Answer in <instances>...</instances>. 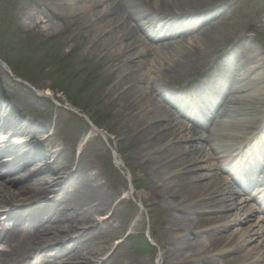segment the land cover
I'll use <instances>...</instances> for the list:
<instances>
[{
    "label": "bare ground",
    "instance_id": "1",
    "mask_svg": "<svg viewBox=\"0 0 264 264\" xmlns=\"http://www.w3.org/2000/svg\"><path fill=\"white\" fill-rule=\"evenodd\" d=\"M19 2L26 8L27 26L57 28L59 20L69 31L64 43L77 38L83 47L88 43L77 61H90L98 53L99 75L110 82L105 97L119 109L126 133H135L134 150L144 153L139 165L151 167L144 174L148 193L138 198L158 216L155 224L169 225L170 237H161L163 255L177 254V263L264 264V218L257 214L264 190L252 193L264 186V45L257 53L249 46L246 53L234 51L246 46L249 32L264 22V0L256 5L251 0ZM226 9L239 18L250 16V25L230 22ZM222 23L233 32L224 39ZM222 39L223 45L214 49ZM212 51L219 70L209 63ZM198 61L206 81L176 93L166 89L172 74ZM2 101L0 86V158L5 156L0 159V244L6 247L0 250V264H27L34 253L48 248L58 250L56 257L65 256L59 264H142L124 263L125 237L112 224L124 201L100 182L99 166L86 163L83 156L75 167L70 159L53 167L61 157L60 146H49L47 153L41 148L55 133L32 118L23 120L27 118L17 113L18 107L14 116ZM256 133L254 147L260 144V151L251 156L249 136ZM31 143L33 149L23 153L21 145ZM226 152L236 158L224 159ZM209 159L230 180L215 176L204 182L209 174L198 170L211 166L198 164ZM116 163L124 168L121 159ZM233 186L244 192L240 202ZM158 199L173 204L163 210ZM237 208L242 214L232 219ZM141 225L139 220L136 227ZM232 226L241 227L235 242V230L222 235ZM94 245L102 251L91 259L86 253ZM240 250L246 251L235 254Z\"/></svg>",
    "mask_w": 264,
    "mask_h": 264
},
{
    "label": "rangeland",
    "instance_id": "2",
    "mask_svg": "<svg viewBox=\"0 0 264 264\" xmlns=\"http://www.w3.org/2000/svg\"><path fill=\"white\" fill-rule=\"evenodd\" d=\"M257 1L251 0V3L256 5ZM23 5L19 0H0V86L4 105H7L8 109L12 108L10 113L14 116V108H20L17 113H22V117L27 118L23 120L32 118L35 123L46 124L50 128H48L49 133H55V136L47 143L50 148L59 145L62 154L56 164L51 163L53 167L69 159L73 161L75 167L79 164V158L83 159V156L86 163L99 166L103 175L100 177V182L106 185L108 191L117 195V200L124 201L119 206L115 221L112 223L115 227L121 228V234L125 237L122 244L123 253L126 256L124 263L140 260L142 264H198L193 259L181 260L177 263L179 260L175 259L177 254L163 255L165 248L160 244L161 237L164 235L170 237L167 231L169 225L155 224L158 216L149 212V208H145L138 198V194L148 193L144 174L150 171L151 167L139 165L140 157L144 153L134 150L135 133H126L123 128L124 121L120 120L119 109L110 103L111 97H105L110 82L103 81L102 75H99L102 67L97 62L98 53L93 55L90 61H77L80 54L87 52L88 43L84 47L81 46L82 42L79 38L64 43L69 31L59 20L55 23L57 28L27 26L24 19L26 8ZM225 13L230 22L243 23L244 26H249L252 20L250 16L239 18L238 14H231L227 9ZM261 19L262 14H257V20ZM221 26L225 33L223 39L233 34L231 28L223 23ZM223 39L214 46V49H219L223 45ZM245 39L246 46L234 48L236 54L246 53L248 46L257 53L260 44L264 45V22L256 31H250ZM213 53L214 51L208 55L209 63L219 70L220 68L213 63L216 59ZM201 65L203 63L200 61L194 62L180 73L172 74L165 82L166 89L176 93L202 84L206 80L199 74ZM208 92L211 93V89ZM93 128L98 129V132H93ZM256 135L257 133L249 136V141L252 140V143L247 146L250 148L247 150L251 154H258L260 151L257 150L260 144L254 147ZM84 139L85 142L81 146ZM263 144L262 141L261 146ZM245 145L246 142L243 146ZM46 147L43 143L41 151L47 150L48 147L45 149ZM233 154L236 153L226 152L224 159L234 160L236 157ZM3 157L5 156L0 159ZM117 158L121 159L123 169L117 165ZM215 163L214 160L209 159L198 164L211 166L209 170L205 168L198 170V173L209 174L204 182H213L215 176L230 180L231 176L228 172L215 170L212 166ZM95 172H97L96 169L93 170V173ZM15 178L20 180L19 177ZM233 187L238 192L236 202H240L244 192L236 186ZM257 190L260 189L254 188L252 193ZM131 192H135L136 195H132ZM262 201L261 210L259 205H256L255 209L258 208L257 214L264 218V198ZM157 203L163 210L168 204H173L161 199H158ZM241 214L240 208H237L233 211L231 218L239 217ZM95 218L100 222L103 221L98 214ZM139 220L142 221V225L136 227ZM151 230H154L152 235ZM233 230L235 234L232 236V241L235 242L240 237V226H232L222 235L226 236ZM69 244L72 246L73 241ZM111 244L113 248L117 247L116 242ZM255 244L256 242L250 247ZM5 248V245L0 244V250ZM57 251L55 248H48L34 253L27 264H53L54 262L59 264L58 262L65 256L56 257ZM101 251V245H94L88 249L86 256L96 259L95 257L100 256ZM245 251L240 250L235 254L242 255ZM219 263L218 260L215 262V264Z\"/></svg>",
    "mask_w": 264,
    "mask_h": 264
}]
</instances>
